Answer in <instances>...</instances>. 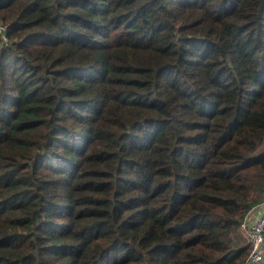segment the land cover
<instances>
[{
	"label": "trees",
	"instance_id": "1",
	"mask_svg": "<svg viewBox=\"0 0 264 264\" xmlns=\"http://www.w3.org/2000/svg\"><path fill=\"white\" fill-rule=\"evenodd\" d=\"M263 195L264 0H0V264H243Z\"/></svg>",
	"mask_w": 264,
	"mask_h": 264
},
{
	"label": "built area",
	"instance_id": "2",
	"mask_svg": "<svg viewBox=\"0 0 264 264\" xmlns=\"http://www.w3.org/2000/svg\"><path fill=\"white\" fill-rule=\"evenodd\" d=\"M240 233L249 245L243 264H259L264 256V195L261 202L241 219Z\"/></svg>",
	"mask_w": 264,
	"mask_h": 264
},
{
	"label": "rangeland",
	"instance_id": "3",
	"mask_svg": "<svg viewBox=\"0 0 264 264\" xmlns=\"http://www.w3.org/2000/svg\"><path fill=\"white\" fill-rule=\"evenodd\" d=\"M242 237H243V240H244L245 239L244 236H242Z\"/></svg>",
	"mask_w": 264,
	"mask_h": 264
}]
</instances>
